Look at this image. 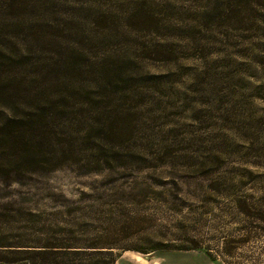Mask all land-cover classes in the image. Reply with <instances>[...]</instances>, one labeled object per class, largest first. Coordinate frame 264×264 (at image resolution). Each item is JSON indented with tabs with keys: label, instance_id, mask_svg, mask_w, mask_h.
Listing matches in <instances>:
<instances>
[{
	"label": "rangeland",
	"instance_id": "1",
	"mask_svg": "<svg viewBox=\"0 0 264 264\" xmlns=\"http://www.w3.org/2000/svg\"><path fill=\"white\" fill-rule=\"evenodd\" d=\"M52 1L34 13L70 48L68 74L90 83L93 118L113 132L76 143L80 160L0 180V249L81 246L83 264H264V219L238 203L264 214V0ZM17 38L43 48L34 58L52 49L20 30L3 42ZM32 62L7 61L0 75L32 77Z\"/></svg>",
	"mask_w": 264,
	"mask_h": 264
},
{
	"label": "trees",
	"instance_id": "2",
	"mask_svg": "<svg viewBox=\"0 0 264 264\" xmlns=\"http://www.w3.org/2000/svg\"><path fill=\"white\" fill-rule=\"evenodd\" d=\"M61 2L59 0L58 3ZM49 3L55 1L0 0V64L5 65L11 60L19 63L22 59H31L32 67L36 68L35 74L27 78L0 75L1 182L17 181L27 173L52 170L66 160H80L81 155L77 153L79 150L74 148L76 143L90 141L93 138L90 136L92 131L98 132L97 134L104 130L113 132L112 120L97 124L93 118L97 114V109L93 107L95 97L91 91H81L84 84L87 87L90 83L82 80L81 76L68 74L70 48L61 39L49 38L43 31L42 19L34 13ZM12 13L17 14L13 16ZM49 28L52 26L49 25ZM18 29L25 37L32 35L34 39H41V43L50 44L52 49L44 48L48 56L34 58L33 56L44 54L43 48L34 47L30 43L23 44L21 38H17L19 42L13 41V47L7 46L3 40L18 36ZM84 119L87 127L79 128ZM120 154L99 153L95 156L96 163L106 164V157L118 158ZM91 162L90 160L86 164ZM261 201L257 204L264 206V197ZM238 203L239 208L249 212L252 218L258 215L264 219V214L250 212L252 207L248 203H241L240 200ZM1 246L0 264H83L81 257L76 256L85 254L81 246L72 247L66 252L51 244ZM89 247L109 248L96 245Z\"/></svg>",
	"mask_w": 264,
	"mask_h": 264
}]
</instances>
